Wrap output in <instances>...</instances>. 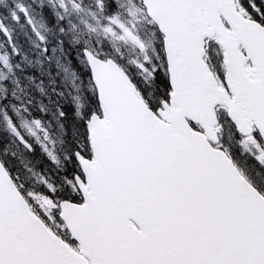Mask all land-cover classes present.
Returning a JSON list of instances; mask_svg holds the SVG:
<instances>
[{
  "label": "snow or ice",
  "instance_id": "obj_1",
  "mask_svg": "<svg viewBox=\"0 0 264 264\" xmlns=\"http://www.w3.org/2000/svg\"><path fill=\"white\" fill-rule=\"evenodd\" d=\"M0 264H264V0H0Z\"/></svg>",
  "mask_w": 264,
  "mask_h": 264
}]
</instances>
